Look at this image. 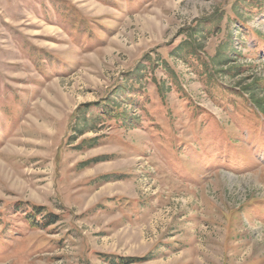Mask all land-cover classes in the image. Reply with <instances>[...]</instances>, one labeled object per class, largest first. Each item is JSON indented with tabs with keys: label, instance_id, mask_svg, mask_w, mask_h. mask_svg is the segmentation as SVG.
<instances>
[{
	"label": "rangeland",
	"instance_id": "1",
	"mask_svg": "<svg viewBox=\"0 0 264 264\" xmlns=\"http://www.w3.org/2000/svg\"><path fill=\"white\" fill-rule=\"evenodd\" d=\"M0 264H264V0H0Z\"/></svg>",
	"mask_w": 264,
	"mask_h": 264
},
{
	"label": "trees",
	"instance_id": "2",
	"mask_svg": "<svg viewBox=\"0 0 264 264\" xmlns=\"http://www.w3.org/2000/svg\"><path fill=\"white\" fill-rule=\"evenodd\" d=\"M198 24V23H197ZM199 24H201V23H199ZM243 23H241V25H242ZM97 117V116H96ZM130 119H131V117H130ZM136 121H138V120H136ZM96 140H97V137H92V138H86V139H83L82 141H81V143H83V144H86L87 146H94L95 144H96ZM142 257H130V259L131 260H134V259H136V260H139V259H141Z\"/></svg>",
	"mask_w": 264,
	"mask_h": 264
}]
</instances>
